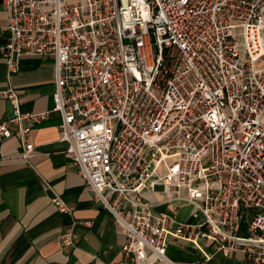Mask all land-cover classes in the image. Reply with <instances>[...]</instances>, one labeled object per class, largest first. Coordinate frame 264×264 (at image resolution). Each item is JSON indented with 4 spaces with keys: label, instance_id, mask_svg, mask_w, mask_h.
<instances>
[{
    "label": "built area",
    "instance_id": "built-area-1",
    "mask_svg": "<svg viewBox=\"0 0 264 264\" xmlns=\"http://www.w3.org/2000/svg\"><path fill=\"white\" fill-rule=\"evenodd\" d=\"M2 1L8 74L24 54L53 61L59 139L125 234L112 264H203L200 239L264 264V0ZM0 98L12 108L0 152L16 124L28 159L49 110L22 111L12 87ZM173 202L191 205V219L157 208ZM169 238L204 258L172 260Z\"/></svg>",
    "mask_w": 264,
    "mask_h": 264
},
{
    "label": "crops",
    "instance_id": "crops-1",
    "mask_svg": "<svg viewBox=\"0 0 264 264\" xmlns=\"http://www.w3.org/2000/svg\"><path fill=\"white\" fill-rule=\"evenodd\" d=\"M7 11L0 0V23L7 22ZM0 31V43L7 41ZM6 59L0 54V88L12 87L19 95L22 111L49 110L47 117L32 126L29 140L33 155L25 159L16 124L12 135L2 142L0 152V264H112L122 258L125 234L111 212L94 198L66 154L67 143L59 139L58 112L52 111L54 67L49 58L24 54L17 72L8 74ZM51 109V110H50ZM9 101L0 98V120L10 118ZM61 196L72 208L58 210L53 195ZM161 200L160 192L147 194ZM158 210L178 220H190L191 205L173 202L160 204ZM243 232V229H240ZM70 234L71 245L63 243ZM167 255L178 262L203 259L190 241L169 238ZM204 252L211 254L203 264H245L246 254L235 250L228 255L214 244L199 240Z\"/></svg>",
    "mask_w": 264,
    "mask_h": 264
}]
</instances>
